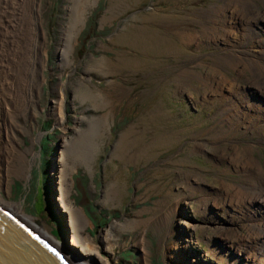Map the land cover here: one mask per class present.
<instances>
[{
  "label": "rangeland",
  "instance_id": "rangeland-1",
  "mask_svg": "<svg viewBox=\"0 0 264 264\" xmlns=\"http://www.w3.org/2000/svg\"><path fill=\"white\" fill-rule=\"evenodd\" d=\"M229 1L98 0L86 15L73 65L63 68L58 56L73 0H41L45 37H39L38 68L31 76L37 117L28 114L17 121L23 131L18 144L26 155V171L23 177L11 178L8 199L21 203L27 216L45 222L67 244L70 231L68 235L67 217L60 215L56 203L54 163L66 150L64 143L80 138L76 132L89 131L108 114L98 149L88 150L90 169L74 156L67 157L73 174L69 202L84 210L92 222L84 235L93 238L100 256L108 264L196 262L189 254H172L178 240L182 247L199 251L201 264H227L211 259L209 240L220 243L215 232H237L235 222L241 221L226 218L227 208L218 207L208 194L223 191V185L250 187L232 163L242 161L235 157L236 146L255 142L254 154L264 169V131L246 132V124L240 125L241 130H230L222 119V110L231 107V97L225 99L224 92L216 90L220 77L230 81L236 77L241 66L236 64L240 61L236 51L251 54L252 43L264 41L261 25L255 24L250 26L256 28L250 40H225L232 23ZM261 1L242 0L245 12L264 14ZM260 20L264 27V18ZM225 44L233 46L228 50ZM57 85L66 94L65 126H56L51 116L53 102L60 98ZM241 88L239 95L250 89L248 94L258 102L254 92L264 93V79L256 74L253 87ZM130 132L133 135L123 150H118L122 135ZM224 133L226 138L219 140L217 135ZM75 151L78 156L84 153ZM217 215L223 219L217 221ZM126 223L138 225L123 230Z\"/></svg>",
  "mask_w": 264,
  "mask_h": 264
},
{
  "label": "bare ground",
  "instance_id": "bare-ground-1",
  "mask_svg": "<svg viewBox=\"0 0 264 264\" xmlns=\"http://www.w3.org/2000/svg\"><path fill=\"white\" fill-rule=\"evenodd\" d=\"M88 1L89 0H73L72 5L69 7V11L71 12L69 16L70 21L62 35L58 56L59 63L63 68L73 65L74 60L72 56L79 34L86 22V15L89 9L98 2V0H95L93 4L92 0ZM261 3L264 4V1H261ZM40 4L41 0H0V205L9 210L13 216L15 215L18 219L26 223L31 229L47 238V241L53 243V245L62 252L70 254L76 264H108V262L100 256V251L94 244L93 238L84 235L85 230H87L89 226H92V222L86 217L84 210L70 205L69 198L73 186V174L67 162L68 156L71 158L74 156V160L80 163L84 162L86 164L85 168L90 169L89 162L91 161H89V159L91 157H88L91 152L88 150L98 149L99 141L107 130L106 126L109 120L108 114L97 120V127L95 126L87 132H76L80 138L69 140V143H64L63 149L65 148L66 150H63L62 153L60 152V158H56L54 163V173L56 177L53 179L57 183H55L54 188L57 194L56 203L60 215L63 214L64 217H67V227H69L67 231L68 235L70 231L67 244L64 245L61 243L54 234V231H52L45 222L27 216L23 211L21 203L13 202L11 199H8L10 196L11 178L23 177L26 171L24 167V163L27 161L26 155L20 150L18 144V135L23 131L20 129V124H18L17 121L20 117H25L28 114L32 117H37V114L34 112L35 99L31 100L34 91V84L31 80V76L35 69L38 68L36 64V55L42 48V46L38 44L39 37H45L44 31H42ZM229 4L233 6L229 11V17L232 23L229 24V28L227 27L229 32H225L224 34L226 37L225 40L228 38H233L236 42L247 40L252 30L250 26L253 24L262 25L260 19L264 18V14L254 15L245 12V4H242V0H230ZM246 24L249 25L245 26ZM246 27H248V29H245ZM241 28H244L243 35L241 34L242 32L240 33ZM234 44L237 43L234 42ZM225 45L228 50L233 46L229 44ZM251 47L253 49L251 54L248 52L236 51L235 57L240 59L236 64L241 65L238 74L235 75L236 77H233L231 81L228 78L223 79L221 78L223 76H221L220 85L216 90H218L220 94L224 92L225 99H227L226 95L231 97L229 98L231 107H226L222 110L223 123L228 125L229 129L234 128L241 130L240 125L246 124L249 126H246L248 129L244 128L246 132L252 129L258 130L260 133V131H264V105H261L264 102V93H258L259 91L254 92L258 97V102L254 101L252 96L248 94V92L251 91L250 89L245 90L244 95H239L243 85L249 84L253 87L256 74L259 76L260 80L264 79V62H260L261 59L259 58L263 49L261 42L254 41ZM262 53L264 55V52ZM247 72L253 76H247ZM240 80L246 83L241 84ZM226 85H229L232 89L225 91L224 88ZM56 89L60 98L54 100L51 116L56 119V126L57 124L65 126L66 94L61 88V85L60 87L57 85ZM36 90H38L37 87ZM226 92L228 94H226ZM132 133L133 132H130L128 135H122L117 148L118 150H123V144L133 135ZM261 134L263 138L264 133ZM226 135L227 133L217 136H220L219 140H222L226 138ZM230 135L232 136V134ZM217 136L216 138H218ZM217 143L219 144L221 142ZM89 144H92L93 147L95 145L96 147L92 148ZM260 145L262 144H257V146ZM254 147H256L255 142H252V144H249L247 147L240 148L236 146L234 148V153H237L235 157L241 158L242 161L232 160L233 165L236 166V170L238 169L240 174L243 175L250 187L245 190L239 186L222 184V193L215 191L212 194H208L211 198L215 197L218 201V207L221 205V208H227L226 218H237L241 221L240 224L235 222V224L238 225L235 227L237 232L230 229L222 230L221 228L222 232H215L221 237L220 243H216L218 240H215V242L212 238L209 240L212 246L211 259L217 257L218 260L227 261V264H264V206L262 205L264 204V169L255 157ZM76 149L84 150L83 155L78 156L77 151H75ZM85 155L86 159L84 158ZM35 158L36 156L33 155V159L30 161L31 165H33ZM258 185L260 189H257ZM258 204L261 205L258 206ZM252 205L255 207H250ZM57 207L55 204V211H57ZM250 209L251 211H249ZM174 212L177 213L176 210ZM216 218H218L216 219L217 221L223 219L220 215H217ZM169 219H171L170 216ZM210 220L215 222L212 219ZM170 222H173V220ZM249 223H252V226L247 227L246 225ZM137 225L138 223H126L121 227L123 230H126ZM167 236L168 233H166V238ZM106 240H108L107 237ZM116 241L118 240L116 239ZM226 241H229V243L227 244ZM142 242L141 245L144 244ZM68 247L69 249H66ZM74 251L80 256H76ZM174 253L180 256L186 253L189 254L191 258L196 257V262L192 264H201L203 262V260H201L202 257H198L200 254L199 251L182 247L178 240L172 251V254ZM191 254L195 255L192 256ZM205 254L203 253V255ZM95 258L99 259L100 262ZM183 258L187 259L186 257H182V260H184ZM214 260L215 259H213V261Z\"/></svg>",
  "mask_w": 264,
  "mask_h": 264
},
{
  "label": "water",
  "instance_id": "water-1",
  "mask_svg": "<svg viewBox=\"0 0 264 264\" xmlns=\"http://www.w3.org/2000/svg\"><path fill=\"white\" fill-rule=\"evenodd\" d=\"M261 27V31L264 32L263 24ZM251 29L248 40L256 32L255 27ZM260 42L264 47V41ZM74 253L80 256L77 252ZM0 264H76V262L70 254L62 252L47 241V238L0 205Z\"/></svg>",
  "mask_w": 264,
  "mask_h": 264
}]
</instances>
